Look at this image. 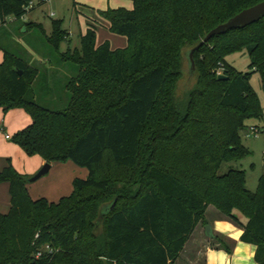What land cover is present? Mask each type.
Masks as SVG:
<instances>
[{"label":"trees","instance_id":"16d2710c","mask_svg":"<svg viewBox=\"0 0 264 264\" xmlns=\"http://www.w3.org/2000/svg\"><path fill=\"white\" fill-rule=\"evenodd\" d=\"M36 1L45 0H0L6 38L9 18L20 20ZM261 1L132 0L131 9L109 7L101 14L113 33L127 37L123 48L109 40L99 45L92 24L81 47L66 51L61 43L69 31L61 20L52 22L51 34L40 23L19 26L22 33L39 29L60 60L79 66L65 85L71 98L61 111L38 102L41 70L28 54L0 40V108H23L32 119L12 141L29 156L89 170L58 201L34 199L30 176L8 160L0 169L11 204L0 213V264H178L196 226L207 223L209 205L243 227L241 240L257 245L255 260L264 264V174L252 192L244 169L221 173L223 162L250 154L240 131L249 119L263 118L250 81L259 71L264 88V17L203 43L193 70L189 56L211 30ZM242 50L251 58L249 72L226 61ZM184 59L194 84L182 107ZM219 62L225 79L215 71ZM46 245L52 251L36 257Z\"/></svg>","mask_w":264,"mask_h":264},{"label":"rangeland","instance_id":"374dc122","mask_svg":"<svg viewBox=\"0 0 264 264\" xmlns=\"http://www.w3.org/2000/svg\"><path fill=\"white\" fill-rule=\"evenodd\" d=\"M32 7L33 8H29L27 10V14L23 18L16 20L15 24L22 26L23 24H27V22L40 23L44 29H46L47 34H51L53 31L52 22L54 20H61L63 28L69 31V41H63L61 43L62 51H66L69 47L72 49L80 48L81 35L87 31L90 24L97 27L96 42L99 45L106 40L112 42L114 48H123V46L128 45L127 37L125 35L121 36L110 30L108 27L109 22L103 18L101 11H104L109 7H126L131 9L133 7L132 0H45L42 3H38L37 1L34 2ZM8 33L10 35L7 36L6 39L4 38L5 40L2 39L1 41V44H3L6 48L8 47L15 51L18 49L23 55V52L26 53V49H24L25 47H27V49L28 47H32L36 54L37 52L39 53V56L37 55V60H33L32 57H29L31 54L26 56L27 59L29 58V61L32 60L33 63L41 70L40 78L37 80L34 87L38 102L43 107H47L55 111L65 110L71 98V94L67 91L65 85L70 78L76 76L79 66L68 61L65 62L60 60V56L55 53L52 46L47 42L45 36L42 35L40 30L37 28L25 33L20 32V30L16 33L8 30ZM45 56H47L50 61L52 60L50 62L52 68L49 67V64L44 62ZM40 57L43 60L39 59ZM226 61L237 70L243 72L250 71L249 65L251 58L246 50L234 52L233 54L226 56ZM219 63L220 64L215 68V71L217 73H223V63ZM181 72H183V77L179 81L177 97L179 104L184 107L186 105L187 93L194 84L192 75H190L189 72L188 59L183 60ZM250 84L254 87L258 100L261 103L263 118L249 119L247 121V125L248 128L255 125L263 129L264 88L262 85V75L259 71L253 73ZM49 85H51L50 91ZM14 109H22L26 112L29 118L31 117V115L23 108L16 107ZM248 128L242 129L240 134L242 135V142L250 150V154L238 161L223 162L221 173L226 172L231 167L244 169L247 188L252 192H255L259 186V178L262 174H264V130L259 132L256 136L251 135ZM68 163L76 167L74 168L75 170H73L74 173L71 171L72 173L69 174L68 177H66L64 171L60 169V165L55 163L54 167L50 169V172L38 179V182L33 181L36 182V184L33 185H37L38 187L40 186L46 190H54L59 188L61 184L69 186L68 182L72 174L74 177H86L89 174V170L87 168L77 166L72 161H69ZM36 173L32 174V176ZM43 194L47 193L43 192ZM9 196V190L6 189L5 185L1 184L0 213H7L10 210L11 204ZM235 213H237L238 217H240L242 221L246 222L247 218L243 215V213L240 211H235ZM236 226L238 225L236 224Z\"/></svg>","mask_w":264,"mask_h":264},{"label":"crops","instance_id":"0c3cea01","mask_svg":"<svg viewBox=\"0 0 264 264\" xmlns=\"http://www.w3.org/2000/svg\"><path fill=\"white\" fill-rule=\"evenodd\" d=\"M15 22L16 20L14 17L9 18L8 25L6 26L7 30L16 33L19 25L15 24ZM4 38L6 39V36L0 32V40ZM25 49L27 54H31L30 57H32L33 60L38 59L39 53L37 52L36 54L32 47H28V49L25 47ZM3 57L4 52L1 51L0 63ZM39 59L43 60L41 57ZM44 60V62L49 64V67L52 68V65H50L51 61L47 56L44 57ZM31 120V117L29 118L22 109H12L8 111L0 109V169L7 165L8 160H11L13 166L19 172H23V174L31 177L32 174L36 173V171L47 163L46 160L39 155L27 156L22 147L12 141L15 132L30 125ZM7 135L11 137L7 138ZM68 162L69 161L58 163L60 169L66 174V177L76 168ZM55 163L57 162H51V169L54 167ZM75 178L77 177H74L72 174L71 178H69V186L61 184L59 188L54 190H46L40 186L33 185L38 181L29 182L27 187L34 199L45 197L51 201H58L60 198L64 197L65 194L69 195L73 191V180ZM1 184L6 186L10 194L8 183L3 182ZM43 192L47 194H43ZM205 214L207 223H199L196 226L191 238L185 244L184 250L177 259L178 264H258L257 260H255L257 245L241 240V235L244 232L241 225L236 226L228 216L221 214L214 205H209ZM242 222L245 223L244 221ZM208 224L210 225L211 233H208L206 230V225ZM215 236L230 244L231 251L220 247V243Z\"/></svg>","mask_w":264,"mask_h":264},{"label":"water","instance_id":"95a60500","mask_svg":"<svg viewBox=\"0 0 264 264\" xmlns=\"http://www.w3.org/2000/svg\"><path fill=\"white\" fill-rule=\"evenodd\" d=\"M264 17V0L250 6L247 9H244L243 11L235 14L232 18H230L228 21L219 24L218 27L211 30L203 39L202 42L197 45L196 47L192 48L189 56L191 59V68L192 70L195 68V61H194V51L201 47L203 43L208 42L213 38L214 36H217L218 34H224L228 31L238 29V28H245L249 26L250 24L256 23L257 21L261 20ZM19 73H22L20 70ZM218 78L225 79L227 76L223 73H220ZM52 167V164L50 162H47L41 169L37 171L35 175L32 176L31 179H29V182L37 181L42 176L48 174L50 172V169ZM115 206V202L113 203L112 207ZM206 230L208 233H211L210 231V225H206Z\"/></svg>","mask_w":264,"mask_h":264},{"label":"built area","instance_id":"2783aa9c","mask_svg":"<svg viewBox=\"0 0 264 264\" xmlns=\"http://www.w3.org/2000/svg\"><path fill=\"white\" fill-rule=\"evenodd\" d=\"M33 4L34 3H31L30 7H32ZM220 73H222V72H219L218 74H220ZM248 129H249V133H251V135H256L257 136L259 134V132H261V128L259 126H255V125H252ZM7 138H10V136L7 135ZM42 250L50 252V251H52V247L49 246V245L41 247V249L37 251L36 257H41L43 255V251Z\"/></svg>","mask_w":264,"mask_h":264}]
</instances>
